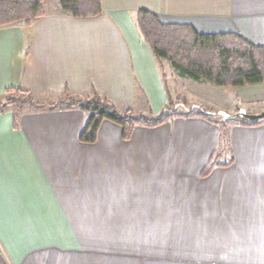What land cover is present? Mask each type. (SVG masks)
I'll use <instances>...</instances> for the list:
<instances>
[{"label": "crops", "instance_id": "1", "mask_svg": "<svg viewBox=\"0 0 264 264\" xmlns=\"http://www.w3.org/2000/svg\"><path fill=\"white\" fill-rule=\"evenodd\" d=\"M100 5L95 17L60 9L28 27H0V95L22 89L48 105L96 92L117 109L138 101L146 116L170 99L176 116L135 128L128 141L103 121L95 143L83 144L78 109L2 110L0 264H264V123L234 121L229 150H219L217 120L190 108L213 111L229 98L170 65L163 79L134 23L145 10L165 24L264 46V0ZM235 90L238 109L264 111V84ZM212 157L233 162L201 178ZM250 236L258 238L249 242L259 247L253 255Z\"/></svg>", "mask_w": 264, "mask_h": 264}, {"label": "trees", "instance_id": "2", "mask_svg": "<svg viewBox=\"0 0 264 264\" xmlns=\"http://www.w3.org/2000/svg\"><path fill=\"white\" fill-rule=\"evenodd\" d=\"M45 0H0V27L18 24L31 26L44 15ZM65 14L73 17H95L101 13L100 0H56ZM135 27L141 39L149 47L157 60L164 79L161 60L168 61L180 76L194 82L209 84L215 88L244 87L264 84V46L255 44L242 36L229 34H199L188 25L165 24L160 18L148 11L139 10L134 18ZM66 98L54 104H41L31 93L22 89H8L0 100V112L9 108L17 117L25 105L35 110L78 109L86 115L79 141L93 144L103 121L118 125L122 130V139L128 141L135 128H156L176 116L174 104L170 99L158 115L137 117L131 110L119 111L103 96L94 92L88 99L73 98L68 93ZM198 116H219L218 113L201 107H191ZM241 120V119H240ZM219 126L218 149L229 150V133L226 120L214 121ZM245 126L255 127L263 120L245 121ZM232 158L223 164L212 157L200 173L207 177L215 167H226Z\"/></svg>", "mask_w": 264, "mask_h": 264}, {"label": "rangeland", "instance_id": "3", "mask_svg": "<svg viewBox=\"0 0 264 264\" xmlns=\"http://www.w3.org/2000/svg\"><path fill=\"white\" fill-rule=\"evenodd\" d=\"M43 9L45 12L47 13H52L56 10H60V6L58 4V2L56 0H45L43 2ZM161 63H162V66L163 68H166L167 65H170L168 61H165V60H161ZM176 85V84H175ZM177 86V85H176ZM219 91V93L225 95L227 98L229 99H223L224 101L222 102V104H219L218 107L215 106L212 108L213 112L215 113H225L227 115H233L235 114L236 112H238L239 110H244L247 114H250V115H257V114H260L262 111H254L257 109V107H255V105H249V106H246V107H241V108H244V109H238L240 106L238 104V101H236V99L234 98V95H232V93H235L236 92V88L234 87H228V88H222V89H219V88H215ZM178 98L177 101L178 102H182L184 101L183 97L181 94H178ZM4 98H0V100H2ZM37 100V98H36ZM233 101V103L231 102ZM42 102L41 104H46V103H43V101H40ZM59 102V100L57 101H53V103H50V104H54V103H57ZM138 101L135 102V104L133 105V108H132V112L137 116V117H144L146 116V111L143 107V105H138ZM223 107V108H222ZM28 109L30 108L29 105H25L23 107V109ZM204 108V107H203ZM127 110V109H126ZM179 110L181 111V108H179ZM208 110V109H207ZM119 111H125L124 109H119ZM210 117H213L214 119L216 120H220V116H210ZM234 121L236 122H239L241 121L240 119H234V120H226V125L229 126V125H232L234 123ZM251 240H256L258 241V238L256 237H251L247 240V245L249 246V242ZM261 242H264V240L262 239ZM264 243L261 244V246L263 245ZM249 251L250 252H254V253H250V255H253V254H256V251L259 250V247L257 246H254V245H251L249 246Z\"/></svg>", "mask_w": 264, "mask_h": 264}, {"label": "water", "instance_id": "4", "mask_svg": "<svg viewBox=\"0 0 264 264\" xmlns=\"http://www.w3.org/2000/svg\"><path fill=\"white\" fill-rule=\"evenodd\" d=\"M220 117H222L223 120H234V119H241L245 121H258L264 119V111H262L260 114L257 115H250L247 114L244 110H239L233 115H227L225 113H218Z\"/></svg>", "mask_w": 264, "mask_h": 264}]
</instances>
